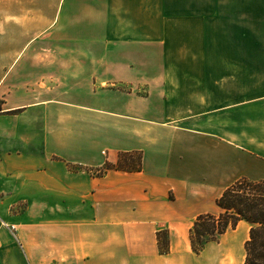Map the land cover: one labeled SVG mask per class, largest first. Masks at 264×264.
<instances>
[{
    "label": "crops",
    "instance_id": "1",
    "mask_svg": "<svg viewBox=\"0 0 264 264\" xmlns=\"http://www.w3.org/2000/svg\"><path fill=\"white\" fill-rule=\"evenodd\" d=\"M224 6L0 0V264H242L247 222L188 237L264 179V0L229 32ZM124 152L138 170L96 173Z\"/></svg>",
    "mask_w": 264,
    "mask_h": 264
},
{
    "label": "trees",
    "instance_id": "2",
    "mask_svg": "<svg viewBox=\"0 0 264 264\" xmlns=\"http://www.w3.org/2000/svg\"><path fill=\"white\" fill-rule=\"evenodd\" d=\"M141 155L137 152L120 153L116 163L105 161L97 174L114 168L138 170ZM217 214L200 213L193 219L188 237L192 251L198 254L207 242L216 241L239 220L248 223V236L243 243L242 264H264V179L250 180L241 177L226 186L215 199ZM160 252L168 250L167 231H157Z\"/></svg>",
    "mask_w": 264,
    "mask_h": 264
},
{
    "label": "rangeland",
    "instance_id": "3",
    "mask_svg": "<svg viewBox=\"0 0 264 264\" xmlns=\"http://www.w3.org/2000/svg\"><path fill=\"white\" fill-rule=\"evenodd\" d=\"M225 6L222 9H209V20H225L226 23V32L231 31V26L228 28L227 20H248V10L247 9H234L231 6L232 0H223ZM195 11V10H194ZM213 16L217 17L214 19ZM200 253V252H199Z\"/></svg>",
    "mask_w": 264,
    "mask_h": 264
},
{
    "label": "built area",
    "instance_id": "4",
    "mask_svg": "<svg viewBox=\"0 0 264 264\" xmlns=\"http://www.w3.org/2000/svg\"><path fill=\"white\" fill-rule=\"evenodd\" d=\"M0 227H5L9 229L11 232H14L15 225L13 223L6 222L0 218Z\"/></svg>",
    "mask_w": 264,
    "mask_h": 264
}]
</instances>
